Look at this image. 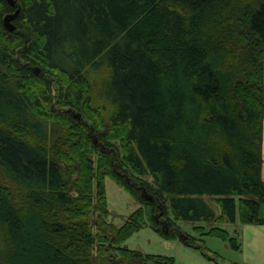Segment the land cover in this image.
I'll return each instance as SVG.
<instances>
[{
  "label": "trees",
  "instance_id": "obj_1",
  "mask_svg": "<svg viewBox=\"0 0 264 264\" xmlns=\"http://www.w3.org/2000/svg\"><path fill=\"white\" fill-rule=\"evenodd\" d=\"M15 1L0 0V264H176L124 246L145 227L238 249L178 222H261L264 0ZM107 178L141 205L121 227Z\"/></svg>",
  "mask_w": 264,
  "mask_h": 264
},
{
  "label": "rangeland",
  "instance_id": "obj_2",
  "mask_svg": "<svg viewBox=\"0 0 264 264\" xmlns=\"http://www.w3.org/2000/svg\"><path fill=\"white\" fill-rule=\"evenodd\" d=\"M35 70L38 74L41 73L40 69L37 68ZM149 180L151 182L153 181L150 177ZM106 189L110 212L108 221L117 227H121L125 224L128 217L138 210L141 205L130 195V193L122 189L111 178L106 179ZM205 199L214 207L217 213L221 212L220 207L213 203L210 197H206ZM98 217L99 214L95 212L92 218L94 225L97 224ZM203 224L207 228L211 227V224ZM203 224L189 221L178 222V225L184 233L191 234L195 237H199V235L194 231V227ZM215 226L227 229L233 235L232 230L234 229V226L232 227L231 225L226 224H217ZM204 239H206L205 241L207 247L213 252L210 254V257L217 260L219 264H232V261H237V255L228 242H224L223 240L215 237H205ZM178 242H181V240H167L155 233L149 227H145L126 241L124 246L132 250H139L145 254H156L175 258L177 255L176 248ZM176 264H178V262Z\"/></svg>",
  "mask_w": 264,
  "mask_h": 264
},
{
  "label": "crops",
  "instance_id": "obj_3",
  "mask_svg": "<svg viewBox=\"0 0 264 264\" xmlns=\"http://www.w3.org/2000/svg\"><path fill=\"white\" fill-rule=\"evenodd\" d=\"M262 154L264 160V128H263ZM263 180H264V168H263ZM220 214L221 212L217 213V215ZM260 219L261 222L258 223L244 224L241 222L238 215L236 223H230V222L223 223L224 225L226 224V225H231L232 227L234 226V229L232 230L233 235L229 232V230L227 229L225 230H227L232 237H235L238 242V249L236 250L233 249L237 255L236 257L237 261H232V264H264L263 204L260 207ZM210 224H211L210 228H207L204 224L198 226H203L207 230H209L211 228L216 227L215 225H217V223H206V225H210ZM176 250H177L176 251L177 255L175 258L174 257L173 258L176 260V263L178 262V264H219L217 260H215L214 258L204 256L200 251L186 246L182 241L178 242Z\"/></svg>",
  "mask_w": 264,
  "mask_h": 264
},
{
  "label": "water",
  "instance_id": "obj_4",
  "mask_svg": "<svg viewBox=\"0 0 264 264\" xmlns=\"http://www.w3.org/2000/svg\"><path fill=\"white\" fill-rule=\"evenodd\" d=\"M12 6L16 5V1L15 0H7ZM20 14V9H18V11L15 14H10L5 18V27L7 29V31L9 32H14L16 30V26L13 24V20L15 18H17ZM146 198L149 200H153V197L149 194L146 195Z\"/></svg>",
  "mask_w": 264,
  "mask_h": 264
}]
</instances>
